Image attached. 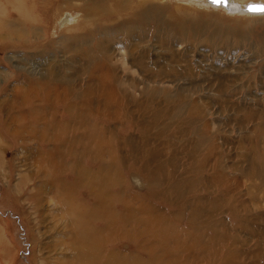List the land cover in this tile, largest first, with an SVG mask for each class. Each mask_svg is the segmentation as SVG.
<instances>
[{
	"label": "rangeland",
	"instance_id": "1",
	"mask_svg": "<svg viewBox=\"0 0 264 264\" xmlns=\"http://www.w3.org/2000/svg\"><path fill=\"white\" fill-rule=\"evenodd\" d=\"M239 2L243 11H228L210 0H0V264H62L75 237L82 238L76 242L80 251L106 240L114 249L130 251L125 239L117 241L118 232L103 229L104 221L95 222L78 211L95 207L97 201L88 191L97 193L98 187L84 184L77 191L53 187L57 175L50 153L56 142L48 139L49 131L60 130L69 121L70 107L82 112L88 105L97 109L95 86L105 77L102 65H107L106 76L118 89L136 95V90L149 88L159 102L179 101L186 105L185 111L201 112L197 117L209 124L227 163L241 161L245 154H252V159L254 152L258 159L264 158V14L247 10L264 0ZM25 74L29 124L20 137L21 105L13 102L16 94L24 102ZM75 122L71 129L87 127L85 120ZM112 127L123 138L140 129L120 120ZM69 137L67 143L79 151L80 143ZM141 144L145 143L133 141L128 163H117L125 173L123 184L145 202L173 210L168 198H150L155 183H147L142 171L143 164L154 170L161 162L166 165L165 178H173V157L151 152L144 158ZM64 154L55 156V161L75 163L71 152ZM175 158L181 160L179 155ZM98 165L86 163L95 169ZM237 173L241 170H232L229 178ZM63 174L73 182L74 173ZM241 182L239 191L234 196L227 192L226 197L235 202L239 194L237 200L245 198L252 210H264V189L255 187L260 180L242 173ZM109 190L118 195L119 187ZM247 190L257 197L251 199ZM116 206L119 209V202ZM165 214L172 217L169 211ZM81 223L82 228L100 227L102 233L93 234L97 238L90 242L81 233ZM239 234L248 241L254 236L248 231Z\"/></svg>",
	"mask_w": 264,
	"mask_h": 264
},
{
	"label": "bare ground",
	"instance_id": "2",
	"mask_svg": "<svg viewBox=\"0 0 264 264\" xmlns=\"http://www.w3.org/2000/svg\"><path fill=\"white\" fill-rule=\"evenodd\" d=\"M236 1L239 2L230 0L224 7L228 11L242 10L243 5ZM102 66L105 77L95 86L97 109H91V105H88L87 111L82 112L70 107L69 121L63 123L60 130L54 127L49 131L48 139L56 142L55 151L50 153L51 157L54 156L50 164L57 175L53 187L67 191H73V188L77 191L84 184L98 187L100 191L97 193L88 191L89 197L97 201L94 204L97 209L85 208L83 211L81 207L77 208L78 211L89 219H95V222L104 221L103 229L118 232L117 241L125 239L131 248L123 252L114 249L113 243L106 240L101 246L92 243L86 250L80 251L76 242L82 238L75 237L71 253L64 256L62 264H264V210H252L245 198L237 200L241 196L239 194L235 202L225 195L228 192L234 196L235 191H239L242 173L249 178L257 177L260 182L255 187L263 190L264 158L258 159L259 153L254 152L252 159L249 158L252 154H245L243 160L232 165L227 163L221 146L213 139L209 124L202 123L200 120L203 118H198L201 112H194L193 109L185 111L186 105L179 101L159 102L151 96L149 88L136 90V95L118 89L106 76L109 75L107 65ZM24 76L27 95H24L22 103L21 95L16 94L13 102V106L21 105L23 126L17 130L20 137H23L29 124V75ZM69 101L70 97L66 98L65 105ZM80 119L87 121V127L81 131L71 129L70 123ZM115 120L126 124L132 122L139 126V132H132L123 138L120 130L112 127ZM168 123L173 125L160 127ZM152 134L155 140L150 139L149 135ZM69 135L73 136V142L80 143L81 149L76 150L77 154L74 146L67 143L71 140ZM137 140L145 143L141 144L145 146L141 149L144 158L151 152L161 153L159 155L163 154V157L171 154L173 157V161H170L173 178L170 179L164 176L165 163H157L154 170H149L147 163L142 165L148 180L146 182L151 185L155 183L153 191L150 190V198H168L174 206L173 210L157 207L151 201L145 202L143 198L130 194L123 184L125 173L117 163H128V146L131 149L130 144ZM151 144L155 145L154 149H147ZM69 151L76 157L75 163L66 165L62 161H55V156L69 155ZM177 155L181 156V160L175 158ZM85 157L87 160L82 161ZM86 161L99 165L96 169L94 166L88 167ZM64 170L74 173L72 183L63 176ZM232 170H241V174H233L229 178ZM112 185L119 187L117 194L120 197L110 192ZM213 186L216 187L214 193L211 191ZM249 187H253V184ZM250 197L255 199L257 196L252 194ZM118 202L119 209L116 206ZM105 204L106 210L103 208ZM166 211L172 217L163 216ZM223 213H230L231 217L227 218ZM117 216L119 219L115 218ZM173 221H176V225ZM79 228L90 242L97 238L93 234L100 236L102 233L97 226L82 228L81 223ZM244 231L254 236L249 241L246 238L243 240L239 233Z\"/></svg>",
	"mask_w": 264,
	"mask_h": 264
},
{
	"label": "snow or ice",
	"instance_id": "3",
	"mask_svg": "<svg viewBox=\"0 0 264 264\" xmlns=\"http://www.w3.org/2000/svg\"><path fill=\"white\" fill-rule=\"evenodd\" d=\"M211 3H213L215 6H225L229 4L230 0H210ZM249 12H259L264 14V5H255L250 4L247 8Z\"/></svg>",
	"mask_w": 264,
	"mask_h": 264
}]
</instances>
